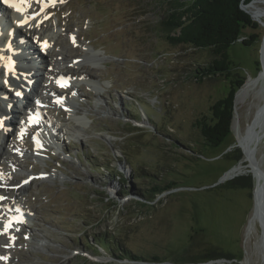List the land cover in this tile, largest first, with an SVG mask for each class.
I'll use <instances>...</instances> for the list:
<instances>
[{
	"label": "rangeland",
	"instance_id": "obj_1",
	"mask_svg": "<svg viewBox=\"0 0 264 264\" xmlns=\"http://www.w3.org/2000/svg\"><path fill=\"white\" fill-rule=\"evenodd\" d=\"M167 9V0H56L54 11L37 24L41 37L58 40L48 50L58 62L52 68H75L80 57L78 63L92 76L91 81L70 79L74 90L68 83L60 89L52 76L40 77L47 89L38 95L60 145L44 141L39 158L30 137L17 133L30 112L20 114L22 121L18 115L0 121L13 122L6 127L5 121V130L13 132L9 129L8 137L0 132V141H8V149L17 153L11 157L20 164L0 163L10 165L4 167L11 180L6 188L25 185L19 193L12 190L26 209L25 225L0 231V257L6 258L0 264H264L258 218L248 230L256 180L236 134H245L264 109L261 81L242 103L237 93L243 85L236 91L230 134L217 146L204 145L195 122L209 113L229 82L222 76L195 77L194 68L210 61L211 54L170 44L158 33L157 23ZM252 20L258 26L244 28L228 50L231 77L244 83L262 70L264 17ZM253 35V42L243 43ZM38 41L29 42L36 51ZM32 57L30 73L38 74L43 61ZM2 80L1 93L10 97L7 108L22 107L25 99L15 101L21 94ZM54 95L69 100L72 108L52 103ZM29 98L34 103L33 93ZM1 102V116L9 115ZM261 121L264 110L258 131H264ZM70 124L80 126L67 134L64 127ZM37 125L43 128L41 122ZM46 127L38 133H46ZM254 154L264 171V136L256 140ZM240 164L248 171L219 181ZM169 182L175 188L155 197L144 199L138 193ZM9 194L0 192L16 201ZM123 249L140 260L124 259Z\"/></svg>",
	"mask_w": 264,
	"mask_h": 264
},
{
	"label": "bare ground",
	"instance_id": "obj_2",
	"mask_svg": "<svg viewBox=\"0 0 264 264\" xmlns=\"http://www.w3.org/2000/svg\"><path fill=\"white\" fill-rule=\"evenodd\" d=\"M36 1L37 2L35 3L34 0H11V2L16 5V7L10 6L9 3H8L9 5L6 4L3 6H0V13L5 15L4 20L6 21V23H1V25H5L6 29H7L6 31H3L0 29V64H1L0 65V74H2V75L5 74V79H6L7 83L9 84V86H14L15 88H17L18 92L20 94H22L23 98H25L24 105L22 106V108L20 107L21 109L17 108V110H10L7 108V105H9L8 102H10V99H9L10 97H8V99L6 101L3 98H0V101H2L4 103V105H6L1 110L4 112V114L9 113L8 116L12 117L11 118L12 120L16 119L15 116L18 115L17 117L19 118L20 121H22V118L20 117L21 113L25 114L26 112H30V115H31L34 113V110L36 109V106L33 103H31V101H30L29 94L26 93V88L27 89L31 88L30 92L33 93L34 98L36 99L35 100L33 98L34 101H36V102L37 101H41V102L43 101L40 99L38 92L40 90H44L47 88L42 83V78H40V77L44 78V76H48V77L52 76L54 78V80L56 78H58L59 76L61 79H63V78L72 79L73 77H77V78H81L82 80H87V81L90 80L91 81L90 78L92 75L88 72L89 70L87 71L86 69H84V67H81L80 63L76 64L75 68H73V67L67 68L66 67V68H64L65 70H60V71H58L59 68L54 69V68L49 67V66H51L52 62H55V61L57 62V60L52 59L54 51L52 50L53 52H49L48 51L49 47L48 46L44 47L43 44L47 42V45L51 46L53 44V47H54L57 44L56 42L58 40L54 39L53 35H51L49 37L44 36L45 38H41L40 41H38L39 42V48L37 49V51H36V49H34L30 46L29 42H30V40L32 42V38L36 37V34H37L36 25L42 19L43 13L38 17L32 18L29 21V23L26 25H23L21 23V21L23 19L28 18L29 13L32 12V10H34V8L38 9L43 2L50 1V0H36ZM37 3H38V5L36 6ZM17 7L20 8L21 11H17L16 10ZM46 9L47 8H45V10ZM244 9L256 21H261L262 18L264 17V0H252L251 2L244 5ZM7 15L11 17L10 19H8V21H7ZM1 19H3V18H1ZM0 27H2V26H0ZM9 29L14 30V33H13L14 35H12L14 37H12V38H10L11 35L8 33ZM21 34L23 36H21ZM16 37H18L19 40L21 39L19 42L28 44L27 48H26L27 51H31L32 52L31 54H36V52H37L38 55H36V56L40 57L42 59L43 62H42L41 68H40L41 72L38 71L39 72L38 74L30 73V72H32L31 70H32L33 65L31 64L30 60L26 58V55L24 56L23 53L18 54L17 52L15 53V51H13L12 54L6 53L7 50H9V49H7V48L5 49V46L9 42L10 39H14L15 46L18 45L16 43V40H15ZM28 37H29V40L27 39ZM41 52L45 53L46 55L44 56L43 54H41ZM13 55H15L17 57V60H18L16 66H10L8 64V61H7V58L9 56L12 57ZM56 56H59V55L56 54ZM95 56H96V54H95ZM88 57L91 58L90 55H88ZM69 60H71V59H69ZM89 60H92V59H89ZM261 62H262V70H260L258 76L257 77H249L246 80V82L243 84V86L240 88V90L238 91V93H237L238 104L244 102V100L250 94V92L253 89H255L254 87L258 84L259 81H261V88L258 92H261L262 98H264V38H263V43L261 45ZM14 75H16V77L19 79L18 80L13 79ZM3 89H5L4 85L0 84V92L4 91ZM55 96H57V95H55ZM62 100L59 99L58 102L59 101L61 102ZM43 103H44V101H43ZM30 107H31V109H30ZM263 110L264 109H261L257 112L254 123L249 127V129L247 130V132L245 134H242L240 132H236L237 141H238L237 145L239 147H241V149L243 151L244 160H247V162L249 161L248 165L251 167V171H252L254 178L256 180V183L258 185V188L256 190V201H259L260 199H263V197H264L263 191H260V183H261L264 171H262L260 169L261 167L258 163L259 161L257 160V158L255 157V154H254V152L256 151V140L261 138L262 136H264V131L262 130V128L260 131H258L257 127H256L257 122L259 120V116ZM12 114H13V116H12ZM68 114L70 115V113H68ZM30 115H29V118H30ZM60 116H61V114H60ZM46 119L48 120L49 118H46ZM1 123H2V132H5L7 137L10 136L11 133H10L9 129L7 131L4 128L5 127V121H3ZM10 123H11V121L9 122V124ZM23 124L25 125V123H23ZM262 124L264 126L263 122H262ZM55 126H56L55 123H53L52 126L46 127V133L45 132H39L38 136H37V140L39 138H41L42 142L50 141L52 143L60 145V143L57 139V132H54ZM79 126H80L79 124H70L69 126H65L64 127L65 133L70 134L69 132H72V131L76 132V129L78 130ZM233 128H235L236 130L238 129V126L236 123L233 124ZM16 144L19 145V142H16ZM8 148H9L8 141H6V140L0 141V163L5 161L7 164L9 163L12 166L13 165H17V166L20 165L16 159L11 157L13 154L10 153ZM246 170L248 171L247 167H242V164H240L235 169L226 173L225 177L231 178L236 172L243 173ZM28 176L31 177L32 174H29ZM10 181L11 180L9 178H6V174H0V189H4L5 188L4 185L10 184ZM23 188H25V187L19 185L14 191L19 193L20 190ZM0 208H1V210L5 211L6 213L8 211H10V212H13L14 210L17 211L18 209L25 211L23 205H21L20 202H17V200L12 201V200H8L5 198L0 199ZM257 213H258V209L256 208L254 214H252L253 216L250 219V223L248 224V230L249 231L253 227V224L257 220V218L259 219ZM10 214L12 215V213H10ZM14 218L15 217L13 215L9 220L14 219ZM263 231H264V229H263ZM0 243H2V242L0 241ZM263 244H264V241H263V237H262L261 241H260V246L262 247V250H261L262 252H264Z\"/></svg>",
	"mask_w": 264,
	"mask_h": 264
},
{
	"label": "trees",
	"instance_id": "obj_3",
	"mask_svg": "<svg viewBox=\"0 0 264 264\" xmlns=\"http://www.w3.org/2000/svg\"><path fill=\"white\" fill-rule=\"evenodd\" d=\"M251 1L167 0L168 9L157 23L158 33L170 44L209 50L210 61L197 65L192 72L198 80L214 76L228 79L229 85L225 93L210 105L208 114L202 115L195 122L203 144L207 146H217L231 132L235 93L243 85L244 79L231 77L233 62L228 50L236 43L244 28L258 26L241 8L242 3ZM254 37L251 36L250 41L243 40V43L249 45ZM173 188L174 182L164 186L154 183L147 193L144 194L140 189L138 193L148 199ZM124 254V259L129 261L140 260L127 250H124Z\"/></svg>",
	"mask_w": 264,
	"mask_h": 264
},
{
	"label": "water",
	"instance_id": "obj_4",
	"mask_svg": "<svg viewBox=\"0 0 264 264\" xmlns=\"http://www.w3.org/2000/svg\"><path fill=\"white\" fill-rule=\"evenodd\" d=\"M244 5H246L245 3H242L241 4V8L245 11V12H247L245 9H244ZM248 13V12H247ZM249 14V13H248ZM250 15V14H249ZM251 16V15H250ZM252 18V17H251ZM253 19V18H252ZM235 96H236V93H235ZM263 101H264V99H263ZM263 105H264V103H263ZM228 171V170H227ZM227 171H225L224 173H223V175L220 177V182H223V181H226V180H228V179H230V178H227V177H225V175H226V173H227ZM253 175V174H252ZM257 188H258V185H257V183H256V186H255V189H254V192H253V199H254V201H253V204H254V209H253V212H255V210H256V208L258 209V217H259V219H258V223H259V227H260V229H261V236H263V241H264V231H263V229H264V197H263V199H260L259 201H256V190H257ZM260 191H263V194H264V174H263V177H262V180H261V183H260ZM264 196V195H263ZM258 205V206H257ZM263 249H264V244H263Z\"/></svg>",
	"mask_w": 264,
	"mask_h": 264
},
{
	"label": "snow or ice",
	"instance_id": "obj_5",
	"mask_svg": "<svg viewBox=\"0 0 264 264\" xmlns=\"http://www.w3.org/2000/svg\"><path fill=\"white\" fill-rule=\"evenodd\" d=\"M5 2H6V3H9L10 6H12V7H16V5H15L14 3L11 2V0H5ZM16 10H17V11H21V9L18 8V7L16 8ZM22 23H26V21H24V22H22ZM17 95H20V93H17ZM0 199H4V197H0ZM17 211H19V210H17ZM9 223H10V222H9ZM8 226H9L8 224L5 225V230H7ZM0 258H3V257H0ZM3 259H6V258H3Z\"/></svg>",
	"mask_w": 264,
	"mask_h": 264
}]
</instances>
